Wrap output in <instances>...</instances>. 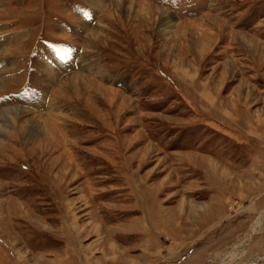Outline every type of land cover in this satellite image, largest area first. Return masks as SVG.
Wrapping results in <instances>:
<instances>
[{"label":"rangeland","instance_id":"374dc122","mask_svg":"<svg viewBox=\"0 0 264 264\" xmlns=\"http://www.w3.org/2000/svg\"><path fill=\"white\" fill-rule=\"evenodd\" d=\"M69 1L91 6L95 27L61 0H0V264L264 258V127L254 120L264 121V0H135L174 16L170 37L110 1ZM77 18L84 30L61 28ZM39 36L82 46L78 68L70 59L58 71L50 54L39 60L33 46L47 50ZM71 75L91 81L61 89ZM29 79L30 89L4 96ZM212 100L237 101L250 122L233 121ZM24 109L49 116L48 131L15 130L4 116ZM229 137L261 149L253 162L185 152L188 144L225 150ZM209 158L223 165L215 170ZM225 167L233 172L223 178ZM25 218L39 227L34 237L10 227L27 228Z\"/></svg>","mask_w":264,"mask_h":264},{"label":"bare ground","instance_id":"6f19581e","mask_svg":"<svg viewBox=\"0 0 264 264\" xmlns=\"http://www.w3.org/2000/svg\"><path fill=\"white\" fill-rule=\"evenodd\" d=\"M89 2L92 3V6L94 5L93 3L95 4H98V5H101L103 0H87ZM110 1V2H109ZM107 2L110 3V7L116 11H125L127 12V14H131V16H135V19H145L149 22V24H153V22H159V27H160V32L161 33H165L167 34L169 37L171 35H169V31L172 27H174L175 23H177L176 21H174L173 19L174 16L169 13L168 11H166L165 9H160V8H154L153 6H150L148 4H143V3H139L138 1H135V0H105V3H103V5H105ZM94 8V7H93ZM154 9H157V11H154ZM126 14V15H127ZM120 15V13H119ZM133 18V17H132ZM176 20V19H175ZM96 35V34H95ZM94 36V35H92ZM243 39V38H242ZM249 40V39H248ZM244 41V40H243ZM13 42V41H12ZM250 42V41H248ZM15 44V42H14ZM5 45H8L7 41L5 39L2 40V47L5 46ZM251 45V44H250ZM252 46V45H251ZM252 48V47H250ZM53 58L50 57L49 58V61L48 63L51 62ZM2 61V60H1ZM4 62V61H2ZM69 60H66V62L64 63H67V64H61L60 66H64V65H68L69 64ZM1 69V68H0ZM46 69V73H48V69ZM185 75V74H184ZM190 77V76H189ZM88 81H91L90 79H87L85 78L84 76H80V75H71L68 77V80H67V84H64L61 89L63 88H77V87H80V86H84L85 87V84L88 82ZM242 85H244V83H242ZM239 100V99H238ZM237 101H234L233 103L237 104L236 103ZM54 104V103H53ZM52 105V103H51ZM14 111V110H13ZM20 113H23L24 114H27V116L29 117V120L27 121H20L19 118L22 119L23 115H21ZM41 115V114H40ZM261 115H264V114H261ZM5 119H8L10 121V124L14 127L15 130H17L18 132L22 129L25 130V134L28 136V137H35L37 135H40L41 132L43 131H48L49 127H50V122H51V118H48L49 116H43V117H38L36 116V114L28 111V110H17L15 113L14 112H11L9 111L8 114L6 116ZM26 117V116H25ZM27 117V118H28ZM47 117V119H46ZM24 120V119H22ZM260 121L264 122L263 120H261L259 118ZM8 128V127H7ZM10 128V127H9ZM8 128V129H9ZM7 132L4 124L3 125H0V137H3V136H7L5 135ZM23 133V132H22ZM45 134V133H44ZM3 141V140H2ZM0 141V143L2 142ZM153 145V144H152ZM155 147V146H154ZM185 156H187L189 159V155H191V153H188V154H184ZM211 161V165L213 166V168L215 170H217L218 168V162H216L214 159H208ZM229 173L228 172H224L223 175L224 176H227ZM223 176V177H224ZM205 204V203H204ZM184 207V206H183ZM200 207V205H199ZM203 207V206H202ZM205 207V206H204ZM182 208V207H181ZM205 209V208H204ZM201 216V215H200ZM256 226V224L254 225ZM254 230H252L253 232ZM251 232V233H252ZM251 235V234H250ZM114 245V248L117 249V245L116 244H113ZM244 246V245H243ZM243 250V249H242ZM240 252V251H238ZM243 252V251H242ZM235 254L237 255V252H235ZM261 258V257H260ZM234 259V258H233ZM262 260L264 258H261ZM260 259V260H261ZM260 260H257L255 262V264H257L258 262H260ZM133 264H134V261H132ZM136 263V262H135ZM212 263V262H211Z\"/></svg>","mask_w":264,"mask_h":264},{"label":"crops","instance_id":"0c3cea01","mask_svg":"<svg viewBox=\"0 0 264 264\" xmlns=\"http://www.w3.org/2000/svg\"><path fill=\"white\" fill-rule=\"evenodd\" d=\"M167 11V10H166ZM169 12V11H168ZM176 32V31H175ZM239 93H240V90H239ZM239 97L238 98H240V96H241V94H239L238 95ZM206 99L208 100V98L206 97ZM213 102H212V104L214 105V107H217L218 109H219V111L220 112H222L221 110H220V108H219V105H220V107L221 108H223V110H224V114L226 115V113L227 114H229V116H230V118L233 120V121H240V114H241V118H244V119H246V121L249 123L250 122V115H248L247 117L245 116V115H243V113L241 112V113H239V111H238V108L240 107V105H238V104H235V103H233V100L230 102L231 103V106H227V104H222L221 102H220V104L219 105H216L215 106V100H212ZM219 101V100H218ZM231 107V108H230ZM231 109L232 111H229V109ZM245 108H243V110H244ZM234 110V111H233ZM236 112V113H235ZM244 113H246V112H244ZM260 113V112H259ZM259 113H258V115H259ZM259 117V116H258ZM257 117V118H258ZM256 117H255V119L254 120H256V122H257V124H259V125H263V127H264V122L262 123V121H260V120H258ZM243 119V120H244ZM202 119H200V121H201ZM200 121H198V122H196L195 120L193 121V122H188L187 124H185V129H187V128H189V127H192V126H194V127H197V126H195V125H198L199 124V122ZM203 121V123H200V124H202V125H206L207 127H208V129L210 130V131H214V129L213 128H210L211 127V124H209V123H206L204 120H202ZM242 124V123H241ZM242 126L243 127H245L243 124H242ZM212 127H214L213 125H212ZM218 129V128H217ZM217 132H219V133H222V131L221 130H217ZM200 137V136H199ZM198 137V138H199ZM262 138V137H261ZM185 139H186V136H185ZM233 139V140H232ZM228 140H231L232 141V143H231V145H230V147L229 148H227V149H225V150H220L219 152H215V149L214 148H210V147H208L207 145H203V144H201V145H198V146H190L189 144L188 145H185V152H188V151H190V152H197V153H200V154H203V153H205V154H209V155H213V156H216V157H221V158H223V159H226L227 160V158L225 157V155H223V154H227V155H229L231 158L229 159V160H227V161H229L230 163H232V164H235V165H241L242 167L243 166H246V165H248L249 163H251V162H253V160L255 159V155L258 153V151L259 150H261V149H259V148H257L253 143H246L245 144V142H243V141H240V140H237V139H235V138H233V137H229V139ZM243 142V143H242ZM233 151H236V153H238V154H236V153H234ZM260 152V151H259ZM188 154V153H187ZM191 154H193V153H191ZM257 156V155H256ZM209 159H214L216 162H218V164L220 165H223L222 164V162L221 161H219V160H216L215 158H209ZM210 161V160H209ZM210 163H211V161H210ZM227 166H229L230 167V165L229 164H227ZM240 166V167H241ZM232 167V166H231ZM249 167V166H248ZM250 167H252V165L250 164ZM224 172H228V173H231V172H233L232 170H230L229 168H227V167H225L224 169H223V171L220 173V174H222V176H224L223 175V173ZM226 176H224L223 178H225ZM241 183V182H240ZM247 185V183H245V186ZM242 186H244V184L243 183H241V185H240V187H242ZM29 211V210H28ZM30 212V211H29ZM30 214H31V212H30ZM28 216H30L29 214H28ZM27 216V217H28ZM68 220V219H67ZM22 222H24V223H26V224H28L29 226L27 227V228H23L22 226H21V222H18V224L20 225V227H18L17 225L16 226H14V223H12V221L10 220L9 222L11 223V225H10V227H11V229L14 231V229H15V232L16 231H21L22 233L24 232V235L26 234V235H29V236H35L34 234H32L33 232H37V230L39 229V227H37L36 225L34 226V224L30 221V218L28 219V218H25V219H22L21 220ZM68 222V221H67ZM31 224V225H30ZM16 227V228H15ZM20 235V234H19ZM18 235V238H20L21 239V241H22V239H23V234H21V236H19ZM61 244H62V241H61ZM113 247H114V245H113ZM36 254H38V253H36ZM123 255H124V253H123ZM115 257H118V256H115ZM81 259H82V257H81ZM82 261H83V259H82Z\"/></svg>","mask_w":264,"mask_h":264}]
</instances>
